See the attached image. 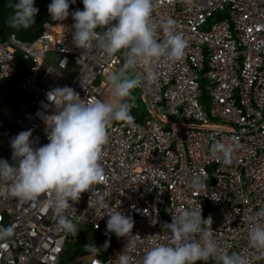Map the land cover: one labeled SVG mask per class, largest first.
I'll use <instances>...</instances> for the list:
<instances>
[{"label": "built area", "instance_id": "built-area-1", "mask_svg": "<svg viewBox=\"0 0 264 264\" xmlns=\"http://www.w3.org/2000/svg\"><path fill=\"white\" fill-rule=\"evenodd\" d=\"M167 19L176 21L185 40L183 58L163 57L151 65L157 80L140 95L142 120L107 125L104 178L78 202L70 201L67 215L74 224L113 240L106 257L70 258L67 245L79 241L56 226L51 195L24 205L2 195L0 231L12 227L13 233L0 239V264H117L127 238L107 232L113 210L134 220L137 246L130 255L140 264L147 248L165 242L162 225L181 209L212 218L222 252L264 264L248 242L255 214L264 207V0H156L158 41L164 35L159 25ZM73 24L70 15L46 23L32 41L15 35L0 39L1 84L16 77L18 55L28 63L17 86L24 98L0 108V157L12 150L10 141L21 131H33L35 146L49 142L41 114L54 111L48 100L53 89L71 87L85 100L112 98L106 77L119 69L123 55L83 56L73 43ZM144 70V65L137 69ZM217 140L233 146L231 164L212 155ZM195 176L201 179L199 190L189 187ZM97 196L104 197L107 209L96 208Z\"/></svg>", "mask_w": 264, "mask_h": 264}, {"label": "clouds", "instance_id": "clouds-1", "mask_svg": "<svg viewBox=\"0 0 264 264\" xmlns=\"http://www.w3.org/2000/svg\"><path fill=\"white\" fill-rule=\"evenodd\" d=\"M35 2L10 0L13 12L7 18V27L18 31L34 25L39 12ZM75 2L51 0L48 12L56 22H63L71 15L73 43L83 50V56L94 59L101 53L107 58L123 55L120 68L106 77L113 99L105 101L91 96L85 100L71 87L53 89L48 93V100L54 111L41 114L49 142L35 146L33 131H21L10 141L14 163L0 159V196L14 197L24 205L36 202L42 194L51 195L56 226L66 232L75 230L67 215L73 208L70 201L78 202L82 193L90 192L91 187L104 178L101 160L108 141L107 125L112 121L131 122L134 91L148 89L157 80L151 65L163 57L181 60L186 47L173 19L159 25L164 35L162 41H158L157 25L153 20L156 0H82L84 9L70 12V3ZM98 28L102 31L98 32ZM62 63L65 65L66 61ZM140 65L145 66L142 73L137 71ZM4 106L7 105L0 108ZM211 153L222 164L229 165L234 148L217 140ZM189 187L199 190L202 187L200 177L195 176ZM95 204L99 209L108 208L103 196H97ZM107 215V232L127 238L124 251L116 256L117 264H133L130 254L137 246V235H133L134 220L118 210ZM255 216L256 222L248 230V242L260 253L259 259L264 258V207ZM212 224V218H203L202 212L181 209L172 216L170 223L162 225L165 242L147 248L140 264H198L201 261L207 264L209 260L215 264H248L245 256L228 255L218 248ZM12 233V227L0 231V239ZM107 246L106 243L105 248ZM86 247L91 251L97 248Z\"/></svg>", "mask_w": 264, "mask_h": 264}, {"label": "trees", "instance_id": "trees-1", "mask_svg": "<svg viewBox=\"0 0 264 264\" xmlns=\"http://www.w3.org/2000/svg\"><path fill=\"white\" fill-rule=\"evenodd\" d=\"M0 39L6 40L8 36L15 35L18 39L22 41H32L39 34L43 32L42 27L46 23H51L53 20L48 12V6L51 3V0H36L35 7L39 9V12L36 16V22L28 29H20L14 30L7 27L6 21L8 16H10L13 12V9L9 6L10 0H0ZM70 9L73 11L79 9L83 10L84 5L82 0H76L75 3H70ZM18 60L20 63V68L17 72L16 77L9 84H1L0 83V106L9 105L12 100H19L24 98V95L17 91V86L19 81L23 75V71L26 68V64L28 63L24 61L21 55H18ZM131 115L133 116V120L140 121L142 120L141 116H138L134 110L131 109ZM91 230V229H90ZM96 233V232H95ZM112 239L101 236L96 233L95 235L89 237L88 239H84L82 242H78L74 245L75 251L73 254H70V258L73 257H81L86 258L93 255H98L101 258H105L108 252V247L105 248V244L111 245ZM87 245L96 246V251H91L87 248ZM70 261V260H66Z\"/></svg>", "mask_w": 264, "mask_h": 264}, {"label": "rangeland", "instance_id": "rangeland-1", "mask_svg": "<svg viewBox=\"0 0 264 264\" xmlns=\"http://www.w3.org/2000/svg\"><path fill=\"white\" fill-rule=\"evenodd\" d=\"M120 68V67H119ZM96 86L99 85V83L97 82L95 84ZM143 89L138 88L134 91V101L132 103H134L135 108L132 109L134 110V112L136 114H141L140 116L142 117V115L146 112L144 103L141 99V93H142ZM0 159H5L9 162V164H11L12 162V150H10L9 152H7V154L3 155L0 157ZM75 225V230L70 232L72 234V240L74 241H79L82 242L84 239H88L89 237L95 235L96 233L92 230H90L89 228L83 227V226H79V225ZM75 251V247L74 244H68L67 245V254H73ZM69 255V254H68Z\"/></svg>", "mask_w": 264, "mask_h": 264}, {"label": "bare ground", "instance_id": "bare-ground-1", "mask_svg": "<svg viewBox=\"0 0 264 264\" xmlns=\"http://www.w3.org/2000/svg\"><path fill=\"white\" fill-rule=\"evenodd\" d=\"M113 98L110 99V101L112 100Z\"/></svg>", "mask_w": 264, "mask_h": 264}, {"label": "water", "instance_id": "water-1", "mask_svg": "<svg viewBox=\"0 0 264 264\" xmlns=\"http://www.w3.org/2000/svg\"><path fill=\"white\" fill-rule=\"evenodd\" d=\"M0 3H1V1H0Z\"/></svg>", "mask_w": 264, "mask_h": 264}]
</instances>
